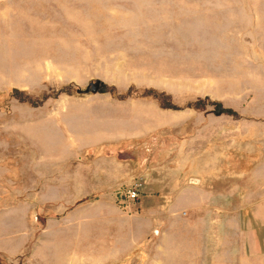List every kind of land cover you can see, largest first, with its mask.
<instances>
[{
  "label": "rangeland",
  "instance_id": "rangeland-1",
  "mask_svg": "<svg viewBox=\"0 0 264 264\" xmlns=\"http://www.w3.org/2000/svg\"><path fill=\"white\" fill-rule=\"evenodd\" d=\"M0 264H264V0H0Z\"/></svg>",
  "mask_w": 264,
  "mask_h": 264
},
{
  "label": "built area",
  "instance_id": "built-area-1",
  "mask_svg": "<svg viewBox=\"0 0 264 264\" xmlns=\"http://www.w3.org/2000/svg\"><path fill=\"white\" fill-rule=\"evenodd\" d=\"M145 184L143 176H139L135 179L126 189V196L130 200L138 199Z\"/></svg>",
  "mask_w": 264,
  "mask_h": 264
},
{
  "label": "crops",
  "instance_id": "crops-1",
  "mask_svg": "<svg viewBox=\"0 0 264 264\" xmlns=\"http://www.w3.org/2000/svg\"><path fill=\"white\" fill-rule=\"evenodd\" d=\"M197 192L198 194H200L202 191H206V188L205 187H202V186H187L185 187L184 189V192ZM202 193H205V192H202ZM144 234H141L140 237L137 239L134 240L135 241H138V240H142L144 237ZM146 238V237H145Z\"/></svg>",
  "mask_w": 264,
  "mask_h": 264
},
{
  "label": "water",
  "instance_id": "water-1",
  "mask_svg": "<svg viewBox=\"0 0 264 264\" xmlns=\"http://www.w3.org/2000/svg\"><path fill=\"white\" fill-rule=\"evenodd\" d=\"M102 82L100 81H96V82H91L89 83V85L85 88V90L83 92H96L101 86H102ZM78 92H82V90H78Z\"/></svg>",
  "mask_w": 264,
  "mask_h": 264
}]
</instances>
